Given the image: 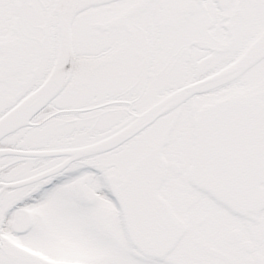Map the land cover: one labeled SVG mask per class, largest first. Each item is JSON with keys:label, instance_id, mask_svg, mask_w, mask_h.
<instances>
[{"label": "snow or ice", "instance_id": "obj_1", "mask_svg": "<svg viewBox=\"0 0 264 264\" xmlns=\"http://www.w3.org/2000/svg\"><path fill=\"white\" fill-rule=\"evenodd\" d=\"M0 264H264V0H0Z\"/></svg>", "mask_w": 264, "mask_h": 264}]
</instances>
